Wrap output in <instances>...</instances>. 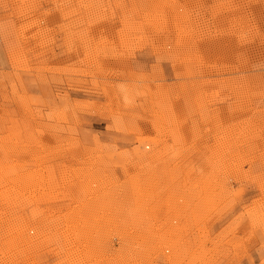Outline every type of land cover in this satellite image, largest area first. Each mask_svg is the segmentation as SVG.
I'll use <instances>...</instances> for the list:
<instances>
[{"label":"rangeland","instance_id":"374dc122","mask_svg":"<svg viewBox=\"0 0 264 264\" xmlns=\"http://www.w3.org/2000/svg\"><path fill=\"white\" fill-rule=\"evenodd\" d=\"M0 264H264V0H0Z\"/></svg>","mask_w":264,"mask_h":264}]
</instances>
